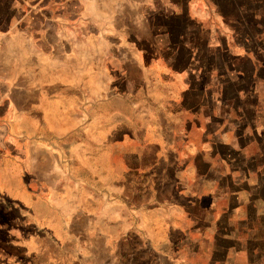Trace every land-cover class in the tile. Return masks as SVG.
I'll return each instance as SVG.
<instances>
[{
  "label": "crops",
  "instance_id": "crops-1",
  "mask_svg": "<svg viewBox=\"0 0 264 264\" xmlns=\"http://www.w3.org/2000/svg\"><path fill=\"white\" fill-rule=\"evenodd\" d=\"M171 1L0 0V264H264L260 81L244 123L189 99L155 44L210 22ZM257 3L231 43H264Z\"/></svg>",
  "mask_w": 264,
  "mask_h": 264
},
{
  "label": "rangeland",
  "instance_id": "rangeland-1",
  "mask_svg": "<svg viewBox=\"0 0 264 264\" xmlns=\"http://www.w3.org/2000/svg\"><path fill=\"white\" fill-rule=\"evenodd\" d=\"M171 4L174 11L183 9L193 21L202 20V12L205 11L206 20H204L210 22L209 26L206 23L201 29L202 32L197 34L191 26L184 29H170L173 35L172 39L168 38L167 42L155 44L160 51L168 54L163 57L169 59L171 52L178 54L179 57L172 61V69L178 72L188 71L189 75H186V77L188 76L187 80L189 79L188 83L190 88L195 89V91L191 89L188 93L189 99L204 98L205 104L208 101L209 104H214V108L216 105V109L223 117L237 114L243 123L247 122V118L251 115L250 107L256 104V100L247 93L251 91V88L254 89L253 80L258 79L260 81L258 94L264 97V85L261 87L264 84V69L250 70L247 61L241 60L243 58H250V61L252 58L253 60L255 58L264 59V43H231L229 36L238 35L240 31H246L247 34L254 36L255 31L247 25L250 21V12L247 14L246 10H259L260 5L257 0H172ZM214 10L220 11L222 16H226L224 21L221 22V19H217L219 16H214ZM231 16L235 19L232 20ZM212 21L217 23L215 29L217 32L227 34V36L223 34L225 35L223 36L224 42L205 45L193 43L192 39H200L202 33L207 35L208 31L214 30ZM188 22L191 23L190 20ZM168 31L169 28L166 29L165 26L150 28V33L155 40L163 39ZM177 36L182 38L187 36L191 43H174ZM142 47L147 48V45H142ZM181 54L185 56H181ZM170 85L175 94L177 89L181 88V81L177 76H174ZM189 150L193 151L194 149L189 148Z\"/></svg>",
  "mask_w": 264,
  "mask_h": 264
},
{
  "label": "trees",
  "instance_id": "trees-1",
  "mask_svg": "<svg viewBox=\"0 0 264 264\" xmlns=\"http://www.w3.org/2000/svg\"><path fill=\"white\" fill-rule=\"evenodd\" d=\"M241 61H245L244 58Z\"/></svg>",
  "mask_w": 264,
  "mask_h": 264
}]
</instances>
